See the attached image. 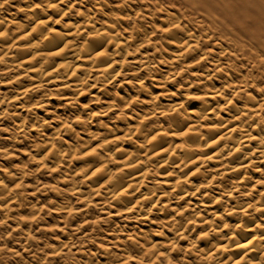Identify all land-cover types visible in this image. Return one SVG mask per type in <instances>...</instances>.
Masks as SVG:
<instances>
[{
    "label": "clouds",
    "instance_id": "obj_1",
    "mask_svg": "<svg viewBox=\"0 0 264 264\" xmlns=\"http://www.w3.org/2000/svg\"><path fill=\"white\" fill-rule=\"evenodd\" d=\"M0 264H264V0H0Z\"/></svg>",
    "mask_w": 264,
    "mask_h": 264
}]
</instances>
